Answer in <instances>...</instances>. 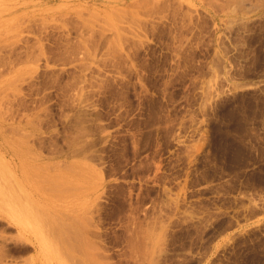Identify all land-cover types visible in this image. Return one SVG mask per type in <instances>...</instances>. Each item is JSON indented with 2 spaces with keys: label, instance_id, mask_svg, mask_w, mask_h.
Returning <instances> with one entry per match:
<instances>
[{
  "label": "rangeland",
  "instance_id": "rangeland-1",
  "mask_svg": "<svg viewBox=\"0 0 264 264\" xmlns=\"http://www.w3.org/2000/svg\"><path fill=\"white\" fill-rule=\"evenodd\" d=\"M18 131L95 190L43 192ZM1 167L0 264H264V0H0Z\"/></svg>",
  "mask_w": 264,
  "mask_h": 264
},
{
  "label": "bare ground",
  "instance_id": "bare-ground-1",
  "mask_svg": "<svg viewBox=\"0 0 264 264\" xmlns=\"http://www.w3.org/2000/svg\"><path fill=\"white\" fill-rule=\"evenodd\" d=\"M81 109V108H80ZM80 111V110H79ZM82 112V111H81ZM82 114H83V112H82ZM85 115V114H84ZM83 115V116H84ZM87 115V114H86ZM87 117V116H86ZM85 117V118H86ZM88 118V117H87ZM76 119V118H75ZM81 119V118H80ZM72 120H73V118H72ZM74 121V120H73ZM72 121V122H73ZM78 121H79V118H78ZM71 122V123H72ZM80 122V121H79ZM87 122V121H86ZM77 123V122H76ZM85 123V121L84 122H82V125L80 126V127H84L85 125H83ZM88 123V122H87ZM89 124V123H88ZM88 124H87V126H88ZM91 124V123H90ZM34 125V124H33ZM74 125V124H73ZM77 126H79V125H77ZM74 127H76V126H74ZM80 127H79V129H80ZM86 127V126H85ZM90 128V127H89ZM89 128H87V129H89ZM78 131H79V129L78 128H76ZM76 129H73V130H75V132H74V134H73V136H75V134H76ZM86 129V128H85ZM82 131H85V130H83V129H81ZM80 130V131H81ZM77 131V132H78ZM81 131V132H82ZM90 131V130H89ZM212 131V130H211ZM26 132V131H25ZM25 132H17L18 134H19V138L18 139H16V144L17 145H19V152H17L16 153V155L18 156L19 155V157H18V160H20V168H19V170H20V172L22 171V173L25 175V177H27V178H33V180H35L36 179V182H38L40 185H41V187H43L42 188V190H43V192H44V190H49V191H47V193H50V191H53V193L51 194V195H53L54 193H56V192H59L60 193V195L62 196V197H64V195H65V197L67 196H69V195H66V194H62V193H64V192H66V191H68V192H71L72 194L74 193V195H76V194H78V196L79 195H85V194H87L88 192L89 193H92L94 190H95V188L94 187H92L91 186V183L93 182V181H91L92 179H93V177H94V173H95V166L93 165V164H91V163H89V162H82V164H81V166H79V165H77V166H75L76 165V163H74V162H72V163H70V162H68V161H64L63 160V162H62V159H60L61 160V162L63 163H61V164H58V162H60V161H55L57 164H55V162L53 163V162H51L50 163V165L53 163L55 166H53V164H52V166H50L49 165V163H45V164H48L49 166H50V169L52 168H54V170L55 171H53V172H50L49 171V166H45V165H43L40 161H42L41 159H42V155H40V153H36V152H33V150H28V146L30 145V143H31V141H33L32 140V137L29 135V133H25ZM30 132V131H29ZM73 132V131H72ZM80 132V133H81ZM71 133V132H70ZM79 133V134H80ZM85 133H90V132H86L85 131ZM213 133V132H212ZM79 134H76V135H79ZM29 135V136H28ZM31 135H33L32 134V132H31ZM69 135H71V134H69ZM84 135V134H83ZM81 136V135H80ZM79 136V137H80ZM31 138L30 140L28 139V138ZM70 137V136H69ZM68 137V138H69ZM76 138H79L78 136H75ZM80 138H82V137H80ZM35 139V138H34ZM67 139V138H66ZM66 139H65V141H66ZM70 139H71V137H70ZM69 139V140H70ZM79 139H77V141H78ZM85 140V139H84ZM71 141V142H70ZM70 141H67V143L69 144V146H68V148H69V154L70 155H76V153H78V151H79V147L77 146V142H76V140L75 139H73L72 138V140H70ZM82 141V140H81ZM86 141V140H85ZM33 143V142H32ZM66 143V144H67ZM79 143V142H78ZM81 143V142H80ZM85 143V142H84ZM14 144V143H13ZM35 145V144H34ZM33 144L31 145V146H34ZM81 145H82V143H81ZM89 145H90V143H89ZM30 146V147H31ZM87 147V146H86ZM32 148V147H31ZM37 148V147H36ZM81 148H82V146H81ZM85 148V147H84ZM38 150V149H37ZM82 150V149H81ZM41 151V150H40ZM60 151V150H59ZM63 151V150H62ZM57 152V151H56ZM42 154V153H41ZM56 154V153H55ZM68 154V155H69ZM65 155H67V153H64V152H58L56 155H54V157H60V156H65ZM67 155V156H68ZM69 155V156H70ZM52 158V157H51ZM28 159H31V162L30 163H28L27 161H28ZM55 159V158H54ZM87 159H89V157L87 158ZM43 162V161H42ZM52 171V170H51ZM3 172H4V167H1V169H0V174H3ZM33 176V177H32ZM1 178V177H0ZM30 178V179H31ZM35 178V179H34ZM26 179V178H25ZM32 180V179H31ZM37 183V184H38ZM0 187H1V190H0V205H3V203L4 204H6V205H9L10 203H12L13 205H14V202H15V206H16V201H15V198H17L16 197V195H18V194H15V197H14V195H11V192L9 191L10 189L8 188V185H7V183H6V180H4V179H0ZM94 188V189H93ZM83 191V192H82ZM42 192V193H43ZM80 194H79V193ZM82 192V193H81ZM59 193L57 194V196L59 195ZM71 193H70V195H71ZM76 193V194H75ZM12 194H14V193H12ZM45 194V193H44ZM56 194H55V196H56ZM59 195V196H60ZM48 196H49V194H48ZM61 196H60V199H62L61 198ZM18 197H19V195H18ZM66 197V198H67ZM71 197V196H70ZM72 197H73V199H74V196L72 195ZM71 197V198H72ZM20 198V197H19ZM19 198L17 199V200H19ZM55 198H58V197H55ZM76 198H78L77 197V195H76ZM64 200H66V199H64ZM64 200H63V202H64ZM76 200V199H75ZM70 201H72V200H70ZM75 202V201H74ZM9 203V204H8ZM62 203V202H61ZM65 204V203H64ZM63 204V205H64ZM15 211H16V213L15 214H8L9 216H8V218L10 219L9 220V224H16L17 225V227H18V233L20 234V233H24V230H25V225L22 223V220H19V219H21L22 218V214H21V211H19V209H14ZM24 210V209H23ZM73 211V210H72ZM19 212V213H18ZM75 214V213H74ZM71 217V216H70ZM69 217V218H70ZM77 217H81V216H78L77 215ZM76 217V218H77ZM72 218V217H71ZM23 219V218H22ZM60 219V218H59ZM71 220V219H70ZM74 221L75 220H78V219H73ZM73 220H71V221H73ZM85 220V219H84ZM60 221V220H59ZM58 221V222H59ZM62 221H64V220H62ZM66 221H68V218H66ZM61 222V221H60ZM75 222H77V221H75ZM62 223V222H61ZM66 223V222H65ZM79 223V222H78ZM87 223V222H86ZM85 223V224H86ZM58 225H59V223H57ZM81 224V226L84 224V222H83V224H82V222L80 223ZM79 224V225H80ZM84 224V225H85ZM88 224V223H87ZM57 225V226H58ZM65 225V224H64ZM63 225V223H62V227L64 226ZM68 225H71L70 223L68 224ZM67 225V226H68ZM75 225V224H74ZM83 225V226H84ZM60 226V225H59ZM72 226V225H71ZM65 227V226H64ZM63 227V228H64ZM85 227V226H84ZM60 228H61V226H60ZM59 228V229H60ZM89 227H88V225H87V227H86V229H88ZM59 229H55V230H59ZM62 229V228H61ZM60 229V230H61ZM63 231L64 230H66L65 228L64 229H62ZM69 231H71V230H73L74 231V229L72 228H70V229H68ZM67 231V230H66ZM65 231V232H66ZM86 231V230H85ZM85 231H79V232H81L80 234H82L83 235V233L85 232ZM68 232V231H67ZM66 232V233H67ZM87 232V231H86ZM63 232L61 231V233L60 234H62ZM138 233H140V232H138ZM143 233V232H142ZM146 233V232H145ZM25 234V233H24ZM59 234V233H58ZM57 234V235H58ZM71 233H69L68 232V234L67 235H65V236H69ZM91 234V233H90ZM141 234V233H140ZM140 234H137V235H140ZM148 233H146V235H147ZM18 235V234H17ZM72 236H70L71 238L73 237H75L76 235H78V232H77V234H76V231H74L73 232V234H71ZM85 235H87L86 233H85ZM84 235V236H85ZM88 235H89V233H88ZM88 235L86 236V237H88ZM145 235V236H146ZM149 235V234H148ZM147 235V236H148ZM60 236H62V235H60ZM64 236V235H63ZM144 236V235H143ZM19 237V236H18ZM20 237H22V236H20ZM67 238L68 240L69 239H71V238ZM139 237V236H138ZM141 237V236H140ZM139 237V238H140ZM61 238V237H60ZM59 238V239H60ZM142 238V237H141ZM145 238V237H144ZM22 239V238H21ZM85 240V239H84ZM83 240V241H84ZM135 241H136V239H134ZM142 240V239H141ZM44 241V240H43ZM57 241H58V239H57ZM69 241H71L72 243H75V248H73L72 247V245H71V247H69L70 245H68V246H66L65 245V247H63L65 250H67V252H69V254H70V251H68V249L69 250H71V248L73 249V250H75V251H77V253L79 252L81 255V257H79V255H78V257H76L78 260L76 261V262H78V264L79 263H84V264H86V261L87 260H89V259H91L90 257H88L87 258V249L86 248H83V247H85L86 245L83 243V241H82V239L80 240V241H78L77 242V245H76V239H74V242H73V239L72 240H69ZM133 241V240H132ZM45 242V241H44ZM42 242H40V243H38V245H37V249L39 250L38 251V253H40L43 249H44V245L45 244H41ZM63 243V242H62ZM86 243V242H85ZM139 243V242H138ZM141 243V242H140ZM139 243V244H140ZM61 244V243H60ZM89 244L91 245V242H89ZM88 244V245H89ZM131 244H132V242H131ZM138 244V245H139ZM144 243H142V245H143ZM63 245H64V243H63ZM83 245H85V246H83ZM87 245V246H88ZM134 245H136L135 243H134ZM77 246H79L80 248H78ZM133 246V245H132ZM140 246V245H139ZM138 246V247H139ZM67 247H69V248H67ZM88 247H90V248H92V246H88ZM136 247V246H135ZM153 247V246H152ZM1 248V247H0ZM48 248H50V247H48ZM77 248V249H76ZM137 248V247H136ZM133 249H135V248H133ZM139 249V248H138ZM141 249H143V248H141ZM152 249V248H151ZM72 250V252H74ZM137 250V249H136ZM145 250H142V252H144ZM149 251V250H148ZM151 251V250H150ZM66 252V251H65ZM139 252V251H138ZM141 252V251H140ZM154 252V251H153ZM42 253V252H41ZM147 253V252H146ZM159 253V252H158ZM1 254H3L2 252H1ZM44 254V253H43ZM47 254V253H46ZM63 254V253H62ZM157 254V253H156ZM67 255H68V253H67ZM73 255V254H72ZM75 255V254H74ZM89 255H91L90 253H89ZM147 256H148V254H146ZM145 255V256H146ZM158 255V254H157ZM156 255V256H157ZM0 256H2V255H0ZM38 256H40L39 254H38ZM42 256V255H41ZM139 256H144V254H140ZM155 256V255H154ZM155 256V257H156ZM159 256V255H158ZM157 256V257H158ZM35 257V256H34ZM44 257H46V256H44ZM65 257V256H64ZM85 257H86V259H85ZM93 257V256H92ZM2 258V257H1ZM33 258V257H32ZM30 259V261H28L29 259H24V261L26 260L27 262H24L23 261V263L22 264H36V260H35V258H33V259ZM39 258V257H38ZM154 258V257H153ZM43 259V258H42ZM70 259H72V261L74 260L75 261V259H73V258H70ZM94 259V258H93ZM148 259V258H147ZM2 260V259H1ZM1 260H0V262H1ZM152 260V259H151ZM40 261V260H39ZM90 262H93V263H90V264H94L95 262L94 261H92V260H89ZM38 262V261H37ZM41 262V261H40ZM73 263V262H72ZM74 264H77V263H74ZM87 264H88V262H87Z\"/></svg>",
  "mask_w": 264,
  "mask_h": 264
}]
</instances>
